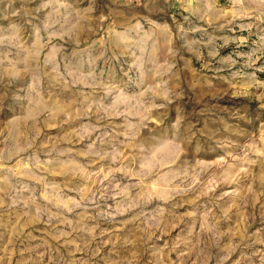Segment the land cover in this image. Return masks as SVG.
I'll return each mask as SVG.
<instances>
[{
  "label": "rangeland",
  "instance_id": "rangeland-1",
  "mask_svg": "<svg viewBox=\"0 0 264 264\" xmlns=\"http://www.w3.org/2000/svg\"><path fill=\"white\" fill-rule=\"evenodd\" d=\"M0 264H264V0H0Z\"/></svg>",
  "mask_w": 264,
  "mask_h": 264
}]
</instances>
